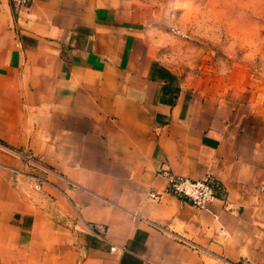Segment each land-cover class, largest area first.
<instances>
[{"label": "crops", "instance_id": "obj_1", "mask_svg": "<svg viewBox=\"0 0 264 264\" xmlns=\"http://www.w3.org/2000/svg\"><path fill=\"white\" fill-rule=\"evenodd\" d=\"M144 25L130 0H0V264H264V107L186 84Z\"/></svg>", "mask_w": 264, "mask_h": 264}, {"label": "rangeland", "instance_id": "obj_2", "mask_svg": "<svg viewBox=\"0 0 264 264\" xmlns=\"http://www.w3.org/2000/svg\"><path fill=\"white\" fill-rule=\"evenodd\" d=\"M130 1L170 72L209 96L264 107V13L242 7L246 0ZM40 163L23 170L43 178ZM20 186L44 190L27 176Z\"/></svg>", "mask_w": 264, "mask_h": 264}, {"label": "built area", "instance_id": "obj_3", "mask_svg": "<svg viewBox=\"0 0 264 264\" xmlns=\"http://www.w3.org/2000/svg\"><path fill=\"white\" fill-rule=\"evenodd\" d=\"M15 10L28 8L31 0H10ZM26 167H36L37 162L31 157L22 156ZM165 176L167 180L166 188L164 192L178 199L191 204L194 207L207 209L209 205L217 198V184L209 178L204 177L200 179L189 178L185 176H179L172 173L170 170H162L160 172ZM27 176L32 179L34 187L40 188L45 180L41 176H37L28 170L12 169L11 170V182L15 186H20V177ZM150 197L159 198L158 193H150ZM181 241L190 244L196 248L195 244L189 242L186 239L178 237Z\"/></svg>", "mask_w": 264, "mask_h": 264}, {"label": "clouds", "instance_id": "obj_4", "mask_svg": "<svg viewBox=\"0 0 264 264\" xmlns=\"http://www.w3.org/2000/svg\"><path fill=\"white\" fill-rule=\"evenodd\" d=\"M242 7L249 9L253 14L264 13V0H246ZM240 30L244 31L243 28Z\"/></svg>", "mask_w": 264, "mask_h": 264}]
</instances>
